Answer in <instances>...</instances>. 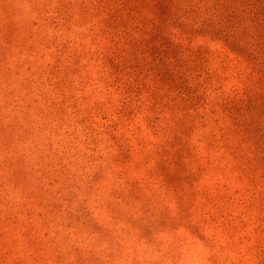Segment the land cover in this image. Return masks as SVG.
I'll return each mask as SVG.
<instances>
[{
  "label": "rangeland",
  "instance_id": "obj_1",
  "mask_svg": "<svg viewBox=\"0 0 264 264\" xmlns=\"http://www.w3.org/2000/svg\"><path fill=\"white\" fill-rule=\"evenodd\" d=\"M0 264H264V0H0Z\"/></svg>",
  "mask_w": 264,
  "mask_h": 264
}]
</instances>
